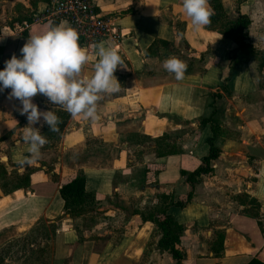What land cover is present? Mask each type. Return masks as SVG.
Returning a JSON list of instances; mask_svg holds the SVG:
<instances>
[{
    "label": "crops",
    "instance_id": "crops-1",
    "mask_svg": "<svg viewBox=\"0 0 264 264\" xmlns=\"http://www.w3.org/2000/svg\"><path fill=\"white\" fill-rule=\"evenodd\" d=\"M44 1L35 0L33 8L32 0H0L1 7L23 2L34 9L30 24L17 21L14 12L10 24H0V69L13 54L20 55L30 35L49 23L37 20ZM222 1L227 14L236 19L237 0ZM92 2L119 35L103 44L115 48L122 58V67L114 72L120 90L101 94L96 123L71 116L40 94L34 96L38 110L66 112L69 120L53 151L47 145L55 138L44 132L43 121L33 125L47 143L37 163L22 173L17 160L27 155L21 138L28 122L19 113V101L8 98L10 89L0 92V155L7 157L0 164L10 180L30 178L28 188L9 195L0 188V232L16 226L27 231L42 220L55 226L52 264H175L169 253L157 249L160 234L154 233L155 225L137 213L147 200L125 197L129 184L147 167H155L151 189L173 194L175 200L186 198L190 187L181 172L196 170L209 153L212 129L201 120L212 115L216 119L212 96L230 78L231 101L227 100L235 110L234 101L253 97L257 89L249 68L252 59L246 60L234 43L207 25L194 29L181 10L182 0ZM240 12L251 20L248 43L264 51L257 45L264 39V0H246ZM257 22L260 27L255 32ZM170 56L187 65L181 81L163 68ZM231 57L235 58L232 63ZM96 60V54L88 56L82 75H90ZM234 109L233 115L241 117L237 132L215 123L219 135L215 145L221 155L211 163L213 172L200 177L186 207L168 210L185 228L179 245L184 254L181 264H248L257 255L264 258V127L249 108L245 114ZM164 136L176 153L158 158L155 140ZM79 172L85 175L86 191L95 201L72 217L65 212L59 189ZM243 196L259 203L258 219L246 216L245 212L253 215L256 210L239 199ZM219 231L224 232V250L216 258L210 245Z\"/></svg>",
    "mask_w": 264,
    "mask_h": 264
},
{
    "label": "clouds",
    "instance_id": "clouds-1",
    "mask_svg": "<svg viewBox=\"0 0 264 264\" xmlns=\"http://www.w3.org/2000/svg\"><path fill=\"white\" fill-rule=\"evenodd\" d=\"M181 10L189 18L194 29L210 23L213 14L208 0H182ZM0 69V92L10 89L9 99L19 101V113L26 116L21 143L27 145V155L17 160L19 172L37 163L41 148L47 143L39 128V121L52 132L58 130L59 118L51 110H38L32 98L40 94L51 104L60 105L73 117L96 123L97 101L101 94L119 92L120 83L114 76L123 61L117 50L102 42L95 45L96 62L90 75H82L88 63L87 50L79 44V33L71 26L51 21L41 31L30 35L19 50ZM163 68L174 75L175 80L184 78L187 65L175 56L163 61ZM43 126V125H41ZM7 157L0 155V162Z\"/></svg>",
    "mask_w": 264,
    "mask_h": 264
},
{
    "label": "trees",
    "instance_id": "trees-1",
    "mask_svg": "<svg viewBox=\"0 0 264 264\" xmlns=\"http://www.w3.org/2000/svg\"><path fill=\"white\" fill-rule=\"evenodd\" d=\"M246 0H237V18L232 19L224 8L222 0H209L210 9L212 15L210 17V23L206 26L210 30L218 31L225 40L234 43L238 50L241 51L246 60L259 59L260 69H264V51H260L254 48L248 43V28L251 25L250 18L240 12V5ZM32 23L31 20L28 24ZM57 24V23H54ZM235 60L234 57L230 58L231 63ZM231 69V67H230ZM230 78L225 80L226 85L222 87V91L229 95L228 84ZM215 98H220V95L214 94ZM56 115L59 118L58 130L52 132L48 129V126H44V132L52 135L55 140L58 141L59 136L66 126L69 115L66 112H57ZM215 115V112H214ZM215 119L212 117L208 119H202L201 124L203 126H211L212 136L207 139L209 145V153L202 158L199 167L193 172H181L182 177L185 178V182L189 185L190 191L186 194L185 199L175 200L173 194H162L159 196V201L148 210L138 211L141 214L144 222H152L155 225V234H160V238L157 242V249L160 253H169L175 264H181L184 254L179 249L180 239L185 232V228L178 224L174 218L168 214V210L171 207L184 208L192 200L193 193L196 185L199 183L202 175H208L213 172L211 167L212 161L218 159L221 155V151L215 145L218 139V133L215 129L218 126L215 124ZM166 137L155 140L157 145V157L162 158L176 153L175 147L166 143ZM150 139H144V142H148ZM30 185L29 175L15 176L8 178V173L3 165L0 164V188L5 195H9L19 189H26ZM59 194L64 201L65 212L72 217L81 215L84 211V207L94 203L95 197L86 191V177L82 172H79L74 179L69 183L63 185L59 189ZM249 199V205L252 209L256 210V213L251 215L246 213V216L258 219V210L260 208L259 203L255 199H250L247 196H243ZM215 241L211 243L210 249L214 253L216 258H219L223 254L224 250V232L219 231L216 233ZM248 264H264V258L257 255Z\"/></svg>",
    "mask_w": 264,
    "mask_h": 264
},
{
    "label": "rangeland",
    "instance_id": "rangeland-1",
    "mask_svg": "<svg viewBox=\"0 0 264 264\" xmlns=\"http://www.w3.org/2000/svg\"><path fill=\"white\" fill-rule=\"evenodd\" d=\"M34 2L35 0H32V4ZM35 4H33V8ZM33 8H27L23 2L14 6L3 4L2 7L0 6V24H10L9 19H12V12L17 14V21L22 23L27 22L31 20ZM258 27H260L259 22L256 23L255 32H258ZM257 45L260 49H264V39H260ZM176 54L179 53L175 51ZM248 62L250 63L249 68L251 67L252 69V79L257 92L253 97L236 100L234 102L238 108L236 110L241 114L243 112L245 114L247 108L252 113H256V118L259 116V122L264 127V69H260V62L257 58ZM216 94L220 95V98L212 96L214 104L216 105V123H222L225 128H232L234 132H237L235 128L241 122V117L236 118L233 112H231L234 106L230 105V102L227 100L229 99L231 101L230 94L228 95L222 90ZM236 110L234 109V112ZM57 143V141H49L47 145L48 149L53 151ZM156 171L155 167H147L142 173H138L131 179V183L129 184L130 189L125 195L127 200H147V206L143 210L151 208L154 204L151 202L153 200H159V196L162 195V193H156L150 187L153 184L152 177ZM180 199L177 198L176 200ZM239 199L245 203H249L250 201L245 197ZM56 236V227L53 225L48 226L43 220L27 231H22V227L16 226L6 232H0V264H52L55 248H57Z\"/></svg>",
    "mask_w": 264,
    "mask_h": 264
},
{
    "label": "built area",
    "instance_id": "built-area-1",
    "mask_svg": "<svg viewBox=\"0 0 264 264\" xmlns=\"http://www.w3.org/2000/svg\"><path fill=\"white\" fill-rule=\"evenodd\" d=\"M97 9L92 0H45L37 20L65 23L76 29L79 33V44L91 56L95 54L97 43H105L110 37L119 38L110 22Z\"/></svg>",
    "mask_w": 264,
    "mask_h": 264
}]
</instances>
